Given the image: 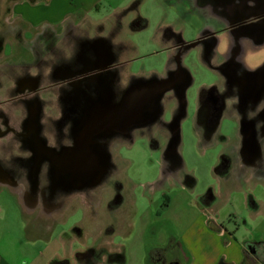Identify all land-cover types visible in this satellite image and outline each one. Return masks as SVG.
<instances>
[{
  "label": "rangeland",
  "instance_id": "obj_1",
  "mask_svg": "<svg viewBox=\"0 0 264 264\" xmlns=\"http://www.w3.org/2000/svg\"><path fill=\"white\" fill-rule=\"evenodd\" d=\"M172 3L173 0H100L99 12L87 15L89 18L85 19L83 28L81 26L73 36L60 39L58 32L49 40L51 46L63 47L64 54L69 55V43L74 45L77 35L82 39L115 35L114 42L119 45L116 51L123 66V84H128L130 76L147 79L163 76L171 62L169 54L174 53L175 58L180 54L181 47L172 51V45L180 35L186 42L195 38V28L201 24L197 12L187 13L185 19L197 27H186V32L183 31L186 20L176 16ZM181 3L178 0L180 9L184 7ZM207 21L213 20L208 17ZM23 34L22 30H8L2 34L1 41L14 35L22 39ZM16 44L23 53L19 63H24L28 69L29 62L36 60L32 58V48L39 50V47L23 40ZM8 52L9 47L6 55ZM17 59L18 56L8 58ZM4 61L0 59V64ZM182 64L193 77L186 96L171 97L163 103L162 111L158 112L161 120L156 123V98L153 99L156 95H152L150 107H154L155 118L139 129L127 130L128 138L116 135L107 127L87 135L84 148L92 155L94 163L91 168L88 164L84 172L76 170L75 161H79V157L75 161L68 157L63 160L62 154L73 148L72 139L78 135L77 131H82L80 125L88 120L89 109L100 103L92 94L91 79L68 78L69 84L62 86L61 91L67 113L62 116L58 111L61 117L56 123L30 122L24 114L30 105L11 100L24 93L19 94L17 89L14 92L9 77L0 79V87L6 86V91L0 90V179L8 185H0V246L5 245L7 233L24 234L56 226L59 229L63 223L65 246L73 260L80 264H111L116 255L119 257V254H110L111 237L117 244L122 237L120 231H131L132 239L139 240L133 244L135 251L129 264H147L146 251L150 245L157 248L162 241H167L170 233L178 236L202 215L201 204L211 201V208L206 210L210 209L209 213L232 231L237 227L240 231L237 238L247 235L251 241L247 242V247L254 245V256L264 259V206L259 204L261 214L253 222L249 216L250 205L257 204V200L264 203V175L249 178L252 171L249 169L251 164L264 167V158H249L247 152L252 144L264 152V126L259 127L254 121L260 114L247 109L244 102L250 100V96L246 95L230 98L223 95L224 110H203L200 103L208 93L212 96L208 91L222 85L218 70L207 68L199 48L186 52ZM49 67H52L51 62ZM10 72L16 75L13 70ZM129 93V100L123 99L116 107L114 128L141 121L135 115H139V111L134 109L139 105L141 111L145 92L140 100L134 96L140 91ZM213 98L210 103L216 101V95ZM184 104L186 118L181 120L178 116ZM55 106L52 103L51 108ZM208 114L211 118L217 117V124L210 126L207 120H202L203 115ZM175 119H178L176 130L171 128L174 124L169 123ZM33 138L41 140V150L36 149ZM44 148L52 151L49 153L57 157L60 167L47 155L48 151L44 153ZM55 150L62 151L56 153ZM170 154L172 159L165 160ZM3 158L6 159L1 160ZM114 182L120 187L118 192L114 190ZM117 193L121 196L116 198ZM169 203L170 208L166 209ZM146 211L155 234L152 237L145 233L140 241L142 230L137 220ZM93 219L98 222L94 223ZM124 221H133V229H125ZM164 254L165 250L156 251L157 257ZM246 260L250 261L249 256Z\"/></svg>",
  "mask_w": 264,
  "mask_h": 264
},
{
  "label": "crops",
  "instance_id": "obj_2",
  "mask_svg": "<svg viewBox=\"0 0 264 264\" xmlns=\"http://www.w3.org/2000/svg\"><path fill=\"white\" fill-rule=\"evenodd\" d=\"M99 1L0 0V47L2 46L0 59L5 60L0 64V68H4V71L0 70L2 71L0 72L2 74L0 79L9 77L14 92L17 89L19 94H29L37 90L40 77L37 74L39 67L36 60L38 62L39 60H51V62L58 60L63 64L60 70L63 77H59V79H65L67 83L68 78L75 80L91 79L94 88L92 94L94 98H99L98 101L100 103L98 102L99 104L89 109L91 111L88 120L84 125H80V130L82 131H77L76 134L78 135L72 139L73 142L77 143L84 134L86 127L100 119L105 112L116 110V107L123 102V99L127 102L130 91L131 93L141 92L138 95H134L135 97L137 96V100H140V95H144L145 92L141 111L138 109L139 105L135 106L134 109L135 112L139 111V115L136 113L135 115L141 121L137 120L134 124H126L119 128H114L115 130L113 128L109 129L112 132H116V135H124L122 137L128 138L130 135H126L127 130L130 132L132 128H135V130L139 129L155 118L154 109L156 110V123L160 122L161 115L158 112L162 111L163 103H167L171 97L186 96L188 89L192 86V74L183 66L182 62L186 52L197 50L198 48L202 52L203 63L211 71L216 68L219 72L217 74H219L222 81L220 87L211 88L208 91L212 96L209 93L205 96L203 102L200 103L203 107L202 109H207L208 111L215 109L224 110L222 107L224 103L223 95H228L229 98L235 95L250 96L248 98L250 100L244 103H246L247 109L259 112V119L254 121L257 123L256 125L259 124V127L264 126V0H180L184 6L181 9L180 5H177L178 0H173L172 4L174 5L171 6L176 16H181L183 20H186V26L183 31L186 32V27H197L195 26L196 24L187 21V18L185 19L187 13L196 14L197 12L201 24L195 28V38L186 42L182 39V35L179 36L180 39L175 41L171 47L172 51H175L180 44L186 45V49L180 51L176 58L173 56L174 53L169 54L171 62L165 75L148 79L132 78L130 76L127 81L128 84H123L122 76H118L119 73L111 70L112 68L110 67L114 62H121L119 51H116V47H119V45L114 42L115 35L94 39H82L80 35H77L74 45L69 43L71 46L69 55L64 54L63 47L62 49L60 47V49H57L55 46H51L49 38L52 34L60 32V39H64L73 36L81 26L83 28L86 22L85 19L89 18L87 15L92 12H99ZM208 17L213 21H207ZM92 23L94 24L93 20ZM49 28L51 30L48 32L47 29ZM8 30L24 31L22 39L14 35L13 38H6L1 41L2 34ZM20 40H23L24 43L31 42L32 46L37 45L39 47V50L32 48V58L34 57L36 60L29 62L28 69L24 67V63H19L23 53L17 49L19 45L16 44V41ZM7 47H9V52L6 55ZM51 48L54 49L52 50ZM14 56H18V59L15 61L8 60V58ZM9 70H13V74L16 73V75H12ZM54 72L55 67H44L43 71H41L43 77L50 76L49 74ZM160 81L161 83H159ZM166 83H169L170 87L168 89L156 90V85L160 86ZM80 84L78 85L80 86ZM3 88L0 87V90L6 91ZM152 95H156L153 98H156L155 108L153 105L150 107V102L153 100L150 101ZM215 95L216 101L210 103V101L215 99L213 98ZM101 97L103 98L101 99ZM221 99L223 103H221ZM184 112L185 104L183 109L179 111L178 117L181 120L186 118ZM178 119L169 122L171 125L174 124L171 127H175L174 130H176ZM216 119L217 117L211 118L209 114L203 115L202 118L203 121L207 120L210 126L217 124L218 120ZM252 123H249L251 127L253 126ZM204 124L206 123L203 122ZM255 132L254 136H256ZM249 144H251V141H249ZM250 147L251 149L247 151L249 158H264L263 151L257 149L256 146L254 147L253 144ZM38 150H40L39 147ZM78 157L82 159V157L75 155V159ZM168 159H172L171 154L165 158V160ZM250 167L251 169L249 170L252 171L249 178L255 175H264V167H258L255 164H251ZM3 180L0 179V185L8 186ZM259 204L264 206L261 200H257V204L253 203L252 206L250 205V222H253L261 214ZM211 205V201L201 204L202 215L191 222L190 226L178 236L170 233L167 241L165 243L162 241V244L158 245L157 248L150 245L146 251V263L264 264V259L254 256V251H256V249H253L254 245L251 244L250 247H247V242H251L246 237L247 235L242 234L241 238H237L240 233L237 227L232 231L229 227L224 226V223L216 216L210 214V209L206 210V208H211ZM165 208L169 209L170 203ZM113 210L116 209L114 208ZM148 214L149 212L146 211V216L144 215L137 220L140 222L142 230L140 241H142V236L145 233L152 237L155 234V229L149 224ZM93 222L98 221L93 219ZM124 222H126V225H124L125 229L127 227L133 229V221ZM59 226H61L59 229L56 226L49 230L26 231L24 234L17 232L7 233L5 245L0 246V264H80V262L78 263V261L76 262L71 258V254L65 246L63 238L65 224L60 223ZM119 233L122 235V237H119L121 239L119 243L115 244L113 237H111L113 246L110 254L112 256L119 254V257L116 255L111 264H129L135 251L133 244L137 243L136 240L138 241L139 239L134 238L133 240L131 231L128 233L120 231ZM84 236L85 233L83 234ZM92 238L96 237L93 236ZM118 245L119 248H117ZM157 250L161 252L165 250L166 254L158 255L157 257ZM248 256L250 261L247 262L246 258Z\"/></svg>",
  "mask_w": 264,
  "mask_h": 264
},
{
  "label": "flooded vegetation",
  "instance_id": "obj_3",
  "mask_svg": "<svg viewBox=\"0 0 264 264\" xmlns=\"http://www.w3.org/2000/svg\"><path fill=\"white\" fill-rule=\"evenodd\" d=\"M180 46H181V49L179 51L186 49V45L180 44ZM50 62H51V60H47V61H43V60L40 61L39 60V62H37V65L39 67V69H38V75L39 76L38 77H40L39 78V87L37 88V90H35L34 92L29 93V94H24L20 98L11 99L13 101L20 100L24 106L30 105L29 107L27 106L28 107L27 110H24V114L28 115V119L30 118V122L31 121L36 122V120L40 121V122H42V121L44 122V121L49 120V121H52L53 123H56L55 121H57V122L60 121L59 118L61 117V115L63 116L64 114L67 113L66 107L64 106V99L62 97L63 93H61V91L63 89L62 86H66L68 83L64 79H59V77H63V74L60 72L61 66H63V64H61L58 60H55V62H51L52 67H50V68H53V64L56 62H58L60 64L56 63L55 72L53 74L50 73L49 74L50 76L43 77V74L41 73V71H43L44 67H49ZM110 67L112 68L111 70H114V71L117 70V72L119 73L118 76H121V74L123 72L122 71L123 66H122L121 62H116L115 65L112 64ZM27 100H29V101H27ZM128 100H129V98H128ZM52 103L56 105L53 109L51 108ZM58 111L60 112L61 115H58ZM105 114L106 113H104V116L102 118L97 119L90 126L86 127L84 134L79 138V140L77 141V143H75V145L73 146L72 149H70V150L68 149V150L63 151L64 153L62 154V156L65 157V158H63V160L67 159L66 157H68L71 161H75V160H77V159H75V155L82 157V159H80L79 161H75L77 166H78L76 170H78L79 172H84L85 170H88L89 166L87 167V165L90 164V168H91L93 166V163H94L93 161L91 162V160L93 159L92 155L89 152H87L88 151L87 149L84 148L86 136L92 135V133L94 131H98L102 127L114 129V127H113L114 123L113 122L115 121L116 110L108 112L106 115ZM108 117H109V119L105 120ZM67 118L64 119L66 122L68 121ZM106 121H109L108 124L105 123ZM102 123H104V125ZM33 142L36 144L37 150H38V147L40 148V150L42 149V146L41 147L39 146V143H42L41 140H36L35 138H33ZM45 151H48L47 155L52 157L54 162L57 164V162H56L57 157H54V156L50 155V153H49L52 151L44 148V153L46 154ZM61 151L62 150H60V151L55 150L54 152L57 153V152H61ZM66 161H69V160H66ZM238 167H240L239 164H238ZM112 185H113L115 191L118 192L120 190V187L117 186L116 182L112 183ZM115 196L117 198V197H120L121 195L119 196V194L117 193V194H115ZM115 202H116V200H115Z\"/></svg>",
  "mask_w": 264,
  "mask_h": 264
},
{
  "label": "bare ground",
  "instance_id": "obj_4",
  "mask_svg": "<svg viewBox=\"0 0 264 264\" xmlns=\"http://www.w3.org/2000/svg\"><path fill=\"white\" fill-rule=\"evenodd\" d=\"M166 85H169V83H166L164 85H160L161 88H160V86H156V90H160V89L164 88Z\"/></svg>",
  "mask_w": 264,
  "mask_h": 264
},
{
  "label": "water",
  "instance_id": "obj_5",
  "mask_svg": "<svg viewBox=\"0 0 264 264\" xmlns=\"http://www.w3.org/2000/svg\"><path fill=\"white\" fill-rule=\"evenodd\" d=\"M159 83H161V81H160ZM159 83H158V84H159ZM156 86H158V85H156ZM169 87H170L169 85H166L165 88H163V89L165 90V89H168ZM160 88H161V86H160ZM164 90H163V91H164Z\"/></svg>",
  "mask_w": 264,
  "mask_h": 264
}]
</instances>
